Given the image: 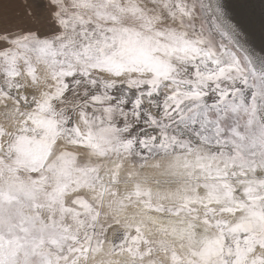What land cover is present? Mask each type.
<instances>
[{
    "label": "snow or ice",
    "instance_id": "1",
    "mask_svg": "<svg viewBox=\"0 0 264 264\" xmlns=\"http://www.w3.org/2000/svg\"><path fill=\"white\" fill-rule=\"evenodd\" d=\"M0 0V264H264V0Z\"/></svg>",
    "mask_w": 264,
    "mask_h": 264
},
{
    "label": "rangeland",
    "instance_id": "2",
    "mask_svg": "<svg viewBox=\"0 0 264 264\" xmlns=\"http://www.w3.org/2000/svg\"><path fill=\"white\" fill-rule=\"evenodd\" d=\"M29 3H39V0H28ZM4 8L7 9L10 15H16L22 11L23 4L21 0H4Z\"/></svg>",
    "mask_w": 264,
    "mask_h": 264
}]
</instances>
